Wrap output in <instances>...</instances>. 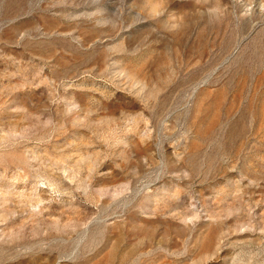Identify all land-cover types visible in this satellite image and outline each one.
<instances>
[{"label":"rangeland","instance_id":"374dc122","mask_svg":"<svg viewBox=\"0 0 264 264\" xmlns=\"http://www.w3.org/2000/svg\"><path fill=\"white\" fill-rule=\"evenodd\" d=\"M0 264H264V0H0Z\"/></svg>","mask_w":264,"mask_h":264}]
</instances>
